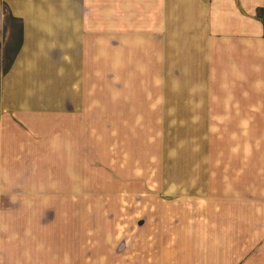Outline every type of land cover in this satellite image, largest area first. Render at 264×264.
<instances>
[{
  "label": "crops",
  "instance_id": "1",
  "mask_svg": "<svg viewBox=\"0 0 264 264\" xmlns=\"http://www.w3.org/2000/svg\"><path fill=\"white\" fill-rule=\"evenodd\" d=\"M0 33V259L264 264V0H0ZM108 84L135 132L92 160Z\"/></svg>",
  "mask_w": 264,
  "mask_h": 264
},
{
  "label": "rangeland",
  "instance_id": "2",
  "mask_svg": "<svg viewBox=\"0 0 264 264\" xmlns=\"http://www.w3.org/2000/svg\"><path fill=\"white\" fill-rule=\"evenodd\" d=\"M2 37H3V42H2ZM10 36L4 38V36H2V34L0 33V62H3L2 65L6 66V64L8 63V61L10 60L13 51V48L9 49L8 46V39ZM130 85V84H128ZM138 88L139 91L140 90H147L149 88V86L151 84H135ZM113 86L108 84L107 87V98L104 100H101V104H99L98 99H92L91 100V106H92V114L90 115V124H91V130L89 132H85L84 138H89L90 140V144H91V153H92V160H94V158H96V160H98V154L100 155V150L102 152V149L100 148L98 142L101 140V133H103L104 135H107V138H109V135L114 136L115 132H119V137H120V141L122 142L123 145H125L126 140L129 139V133H133L135 131H131V129L129 130L128 128L130 127V117L128 115H116L115 112H118L120 110V105H118L116 103V100L114 98H111L109 96H111V90H113ZM125 89V87L123 88ZM104 102V104H103ZM100 108V110H99ZM127 111H130V109H127ZM98 112H104L103 113H98ZM167 117V116H166ZM180 116H171L172 118V122L175 121V118H179ZM184 117V116H182ZM122 118H125L127 120H129L128 122H124L122 121ZM101 124V129H98V126ZM137 133V132H136ZM189 133H193V132H189ZM138 134H140V132H138ZM144 134V133H143ZM173 134V133H172ZM177 135L171 137L172 139H178L179 138V134L176 132ZM143 136V135H142ZM142 136H140V138H142ZM136 142H139V139H136ZM56 148H54L55 150ZM126 148L123 147V150H125ZM55 159V157H54ZM112 164V163H110ZM157 164V162H156ZM91 165H93L92 169L93 171H103L101 168H99V165L97 163L93 162L91 163ZM143 164H141L142 166ZM172 169H174L175 167L177 168L179 166L178 162H174L172 161ZM103 166L105 167V164H103ZM107 166H109V164H107ZM110 168L113 170V164L110 165ZM176 170V169H175ZM111 179H104L101 180V187L103 182H105L106 184H109L110 182L114 181V175L111 176ZM137 179V178H136ZM145 180L143 178H139L138 182H142V180ZM91 183L93 187H98L99 188V180L97 178H92L91 179ZM137 183V181H136ZM139 184V183H138ZM137 184V187H139V185ZM100 187V188H101ZM93 190V189H92ZM66 213V212H61V211H54V218H58V214L62 215ZM94 215V214H93ZM95 216V215H94ZM56 250H54L55 252ZM61 256H64V254H62L61 251H59V254L57 255L56 253H54V258H45V259H26V264H67L68 261H66L65 259H63ZM0 259V264H7V262L11 264V259H7V260H2ZM13 261V260H12ZM17 261V260H16ZM16 264V262H13V264ZM25 264V263H24Z\"/></svg>",
  "mask_w": 264,
  "mask_h": 264
}]
</instances>
